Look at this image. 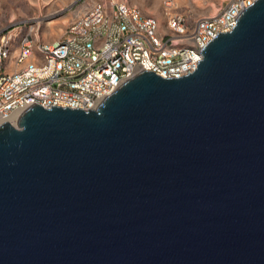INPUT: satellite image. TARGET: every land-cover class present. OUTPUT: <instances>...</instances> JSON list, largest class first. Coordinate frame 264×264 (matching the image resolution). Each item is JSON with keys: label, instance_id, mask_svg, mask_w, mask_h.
Instances as JSON below:
<instances>
[{"label": "water", "instance_id": "95a60500", "mask_svg": "<svg viewBox=\"0 0 264 264\" xmlns=\"http://www.w3.org/2000/svg\"><path fill=\"white\" fill-rule=\"evenodd\" d=\"M178 77L0 125V264H264V0Z\"/></svg>", "mask_w": 264, "mask_h": 264}, {"label": "built area", "instance_id": "2783aa9c", "mask_svg": "<svg viewBox=\"0 0 264 264\" xmlns=\"http://www.w3.org/2000/svg\"><path fill=\"white\" fill-rule=\"evenodd\" d=\"M253 2L224 0L212 12L195 15L165 0L158 16L143 14L127 0L83 1L51 41L38 39L33 27H2L0 125L15 123L32 103L95 108L143 70L162 77L189 73L207 41L232 29Z\"/></svg>", "mask_w": 264, "mask_h": 264}, {"label": "rangeland", "instance_id": "374dc122", "mask_svg": "<svg viewBox=\"0 0 264 264\" xmlns=\"http://www.w3.org/2000/svg\"><path fill=\"white\" fill-rule=\"evenodd\" d=\"M0 0V28L20 24L21 32L33 27L38 39L51 41L60 36L63 29L83 1L90 0ZM137 5L143 14L161 15L165 0H127ZM178 9L202 15L212 12L224 0H170ZM49 21H51L49 23ZM52 25V26H51Z\"/></svg>", "mask_w": 264, "mask_h": 264}, {"label": "bare ground", "instance_id": "6f19581e", "mask_svg": "<svg viewBox=\"0 0 264 264\" xmlns=\"http://www.w3.org/2000/svg\"><path fill=\"white\" fill-rule=\"evenodd\" d=\"M30 1V3H34V1L33 0H29ZM36 1V0H35ZM42 2H44L45 4H48V2H49V0H43ZM51 21H49V23H50ZM52 26V25H51ZM14 117H16V115H14ZM13 119H15V118H13ZM16 123V122H15ZM15 123H12V124H15ZM16 125V124H15Z\"/></svg>", "mask_w": 264, "mask_h": 264}]
</instances>
